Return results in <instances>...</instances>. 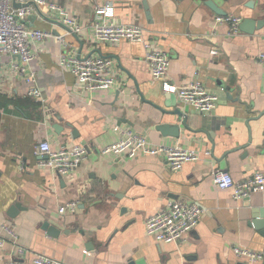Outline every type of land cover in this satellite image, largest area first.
Listing matches in <instances>:
<instances>
[{
  "label": "crops",
  "instance_id": "obj_1",
  "mask_svg": "<svg viewBox=\"0 0 264 264\" xmlns=\"http://www.w3.org/2000/svg\"><path fill=\"white\" fill-rule=\"evenodd\" d=\"M46 1L67 9L84 31L68 34L38 11L28 18L29 28L64 35L70 44L65 48L56 37L33 43L37 56L30 68L45 101L27 95L29 85L14 71L19 58L0 60V234L3 224L17 234V245L3 236L0 264L18 261L19 248L27 251L28 262L46 255L66 264H264V258L250 262L234 252L264 257V236L251 223L252 209L264 206V192L236 201L231 190H219L212 181L214 171L229 172L236 182L264 174V64L258 61L264 52V0H212L228 16L262 22L254 35L218 23L210 0ZM107 6L115 23L141 26L145 38L169 54L171 84L200 81L218 96L212 112L199 113L178 98L173 107L171 93L152 80L141 44L94 41L98 9ZM73 52L113 60L116 87L79 88L59 62ZM178 108L188 116V127L172 114ZM177 126L180 136H169ZM126 129L155 145L197 151L201 160L173 172L158 156L103 155ZM45 141L55 150L88 149L74 179L41 165L47 155L37 146ZM172 200L198 204L204 215L184 242L159 243L147 235V220ZM72 201L79 202L78 210L60 214ZM16 205L21 210L11 217Z\"/></svg>",
  "mask_w": 264,
  "mask_h": 264
},
{
  "label": "built area",
  "instance_id": "obj_2",
  "mask_svg": "<svg viewBox=\"0 0 264 264\" xmlns=\"http://www.w3.org/2000/svg\"><path fill=\"white\" fill-rule=\"evenodd\" d=\"M19 6V7H18ZM34 11L54 19L65 26L68 34L79 35L84 29L67 9L58 4H48L46 0H0V60L5 55H11L21 60L19 66H14L16 75L29 85L27 95L45 101L42 91L37 88L36 73L30 65L36 59L34 42H45L56 37L65 47H69L66 36H55L51 31H43L26 26L28 18ZM112 7H100L98 19L93 26V39L96 43L118 45L124 41L141 44L145 49V61L149 67L152 80L160 82L167 93L175 94L178 100L197 112L206 114L212 112L219 98L200 81L192 82L182 87L171 84L168 80L171 59L169 54L155 42L145 38L144 29L138 25L117 24L113 21ZM218 23L229 24L233 32H239L241 18L235 16L219 17ZM258 61L264 64V52L258 55ZM62 70L71 72L76 78L79 88L87 91H107L117 85L114 73V61L103 57H78L73 54H62L60 59ZM122 138L102 150L103 155H116L134 159L140 154L162 157L173 172L182 170L185 164L199 162L201 155L197 151L187 150L180 146H163L151 143L146 137L132 129L124 130ZM37 151L47 157L41 165L64 179H74L82 163L86 160L88 149L83 145H75L61 149H53L49 142H42ZM211 156L210 151L205 152ZM213 184L219 190H231L233 199L242 201L252 193L264 192V174L255 173L242 182H236L229 172L214 171ZM79 208L78 201H72L62 206L60 214L74 213ZM204 215L203 209L195 203L181 200L168 202L167 207L147 220V235L159 243L180 244L200 224ZM7 236L17 245V234L10 224H3L0 234V249L5 245ZM234 252L239 258L250 262L263 260V255L248 250L236 248ZM18 261L8 264H66L46 255H37L31 262L25 260L27 251L16 250Z\"/></svg>",
  "mask_w": 264,
  "mask_h": 264
},
{
  "label": "water",
  "instance_id": "obj_3",
  "mask_svg": "<svg viewBox=\"0 0 264 264\" xmlns=\"http://www.w3.org/2000/svg\"><path fill=\"white\" fill-rule=\"evenodd\" d=\"M225 1H228V0H225ZM207 5L220 17H226L228 16L227 15V12L221 10L220 8H218L214 2L212 0L208 1L207 2ZM253 3L250 2L247 7H252ZM19 7V6H18ZM146 9L148 8V6L146 5L145 6ZM62 25V24H61ZM64 26V25H62ZM65 27V26H64ZM262 27V22H254L253 20H250V19H245L239 26V29L241 32H244V33H247V34H251V35H254L255 31L256 30H259L261 29ZM77 37V35H74ZM82 45V44H81ZM82 52V49L80 50V54ZM81 57V56H79ZM170 100H172V106L173 107H176L177 104H175L176 102V95L175 94H172L169 96ZM177 103V102H176ZM173 115H176L178 116L180 119L183 118V126L185 127H188L187 125V119H188V116L181 110V109H177L175 110L174 112H172ZM264 114V113H263ZM263 114H260L261 116ZM257 118H260V117H257ZM162 133L164 135H167L166 133V130L168 128H166V126H162L160 127ZM169 136H173L175 138H178L180 136V128L179 126H177L176 128H174V134H171ZM21 210V206L19 205H16V206H13L11 209H10V212H9V215L11 217H15L16 214L18 213V211ZM252 226L255 227V229H257L258 231H260V233L264 236V206H256L252 209ZM47 228V231L48 233H50V235L54 236V235H58V232H56V230L54 228H50L48 225H45L44 226V229Z\"/></svg>",
  "mask_w": 264,
  "mask_h": 264
}]
</instances>
